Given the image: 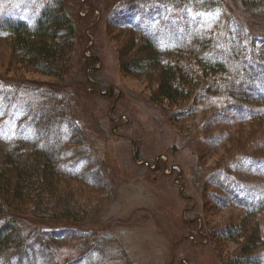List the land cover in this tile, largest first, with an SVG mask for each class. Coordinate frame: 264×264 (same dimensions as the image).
Returning a JSON list of instances; mask_svg holds the SVG:
<instances>
[{"label": "rangeland", "instance_id": "obj_1", "mask_svg": "<svg viewBox=\"0 0 264 264\" xmlns=\"http://www.w3.org/2000/svg\"><path fill=\"white\" fill-rule=\"evenodd\" d=\"M47 1L0 0V19L33 24ZM121 1L64 0L80 31L61 80L21 64L13 37L0 32V165L9 149L31 150L37 139L32 122L38 108L58 114L66 108V123L43 138L50 145L57 135L63 139L62 169L67 174L86 176L102 170L112 189L103 192L106 204L102 220L97 219L101 228L93 223L77 226L86 230L84 235L65 232L49 247L37 246L36 257L52 250L58 264H225L238 253L240 242L220 241L219 234L238 224L247 212L245 206L259 207L264 200V115L250 121L248 111H235L234 104L208 94L193 109L195 116L171 121V114L179 109L152 103L156 84L124 73L122 53L143 45L137 29L152 32L156 47L172 40L182 43L187 30L176 37L172 29L176 36L166 37L163 32L172 27L159 30L164 26L161 12L134 14ZM143 1L180 10L184 5L178 0ZM204 5L208 2L198 0L188 8ZM207 9L221 15L204 33L194 34L191 21L188 33L198 39L207 34L212 38L205 39L223 43L226 30L241 29L232 20L251 31L264 27V9L244 0H215ZM188 42L172 51L189 47ZM88 57L99 59L91 66L98 69L95 74L105 85L103 91L90 85L95 82L89 76L92 67L83 64L93 62ZM219 81L220 76L209 78L206 84L220 85ZM52 86L55 93L48 92ZM245 104L263 111L261 105ZM70 184L79 187V195L91 189L81 182ZM90 199L95 204L100 200ZM76 208L80 209L77 202ZM257 219L264 236V207ZM255 253L264 260V246Z\"/></svg>", "mask_w": 264, "mask_h": 264}, {"label": "trees", "instance_id": "obj_2", "mask_svg": "<svg viewBox=\"0 0 264 264\" xmlns=\"http://www.w3.org/2000/svg\"><path fill=\"white\" fill-rule=\"evenodd\" d=\"M178 1L184 3L181 10L162 2H120L126 3V8L138 15L161 12L163 17L160 25L164 26H160L159 30L162 32L165 28L172 27L163 32L166 37H175L176 34V37H179V32L187 30L182 43L172 40L168 45L159 47H156L158 43L154 40L152 32L147 33L142 28L135 30L139 33L143 45L123 51L124 73L136 78H146L156 84L152 103L162 107H166L164 103H168V107L179 109L171 114V121L188 115L195 116L197 112L194 113L193 109L202 99L207 98L208 94L222 97L226 104H234L235 111H248L251 114L250 119L248 118L250 121L264 115V27L259 26L258 30L251 31L232 20L231 22L241 29L234 30L235 32L230 30L231 33L226 30L225 37L220 39L223 43L205 39L212 38L207 34L198 39L199 36L188 33V26L194 20V34H198L197 30L206 32L205 30L221 15L219 11L207 9L215 0H202L208 2V5L194 10L188 6L198 0ZM244 1L264 9V0ZM184 9L186 13L182 12ZM86 18H83L84 21ZM179 27L182 30L178 29ZM172 29L176 30V34ZM78 30L80 31L64 0L47 1L33 24L11 18L0 19V32L13 37V49L17 51L20 63L28 65L35 73L60 80L68 71ZM185 42L190 46L172 51L185 45ZM88 58L93 62L85 61L83 64L86 69H91V64L99 63L98 57ZM92 69L89 76L91 74L95 82L90 81V85L95 90L101 88L103 91L105 85L95 74L98 69L94 66ZM218 76L220 85L206 84L207 79ZM53 89L54 86L49 87L48 92L55 93ZM64 102L61 103L63 106ZM246 102L261 105L263 111H256L246 105ZM53 104L55 107L57 103ZM66 113L69 114L66 108L59 114L49 108H38L32 122L35 129L33 133L37 139L31 150H25V146L9 149L0 165V264H58L54 251H46L36 257L34 249L37 246L49 247V244L56 243L58 237L65 232L75 235L77 231L84 235L86 230L78 228L79 231L77 226H87L85 223L98 224L101 228L97 219L102 220V207L106 204L103 202V199H106L103 192L110 191L109 180L102 175L103 171L98 169L88 172L86 176L67 174L62 169L65 145L63 139H57V135L55 144L50 145L43 138V134L50 129L66 123ZM69 123L70 121L67 124ZM76 125L81 129L77 123ZM137 160L141 161L140 158ZM73 181L88 185L91 189L79 195V187L73 188L70 184ZM95 191H102V194ZM93 196L100 198L98 203L91 201ZM75 200L80 209L76 208ZM258 206H245L247 212L238 224L219 234L220 241L240 242L238 253L225 264H264V260L255 253L260 246H264V236L257 221L260 209L264 207V200H261ZM106 232V236L112 235ZM88 240L89 238L85 239Z\"/></svg>", "mask_w": 264, "mask_h": 264}]
</instances>
